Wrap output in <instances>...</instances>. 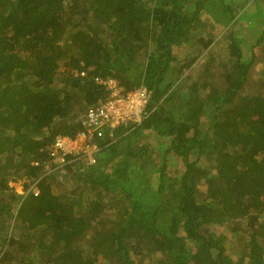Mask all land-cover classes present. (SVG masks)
Segmentation results:
<instances>
[{
    "label": "trees",
    "instance_id": "trees-1",
    "mask_svg": "<svg viewBox=\"0 0 264 264\" xmlns=\"http://www.w3.org/2000/svg\"><path fill=\"white\" fill-rule=\"evenodd\" d=\"M260 1L0 0V264H264ZM248 2L261 18L249 47L235 33ZM95 78L145 85V117L94 129V162L60 161L53 139L87 131L107 97ZM150 139L183 168L154 162Z\"/></svg>",
    "mask_w": 264,
    "mask_h": 264
},
{
    "label": "built area",
    "instance_id": "built-area-1",
    "mask_svg": "<svg viewBox=\"0 0 264 264\" xmlns=\"http://www.w3.org/2000/svg\"><path fill=\"white\" fill-rule=\"evenodd\" d=\"M95 80L105 86L107 97L88 109L86 113L87 126L89 124L91 126L87 127V131H80L74 138L57 135L53 139L51 154L58 153L60 161H64L65 154L82 152L80 163L94 162V150L89 141L94 129L99 128L103 123L110 127L129 122L137 123L145 117L146 106L150 98V91L145 85L141 84L123 92L115 80L100 78H95ZM100 133L99 131L98 134Z\"/></svg>",
    "mask_w": 264,
    "mask_h": 264
},
{
    "label": "rangeland",
    "instance_id": "rangeland-1",
    "mask_svg": "<svg viewBox=\"0 0 264 264\" xmlns=\"http://www.w3.org/2000/svg\"><path fill=\"white\" fill-rule=\"evenodd\" d=\"M236 1L238 2V3L237 2L236 3H237V5H239V7H241V6L243 7V5H242L243 0H236ZM247 5H249V6L244 7V10H246L245 11L246 15H243L242 18H244V20H246V18L252 14H254V17L248 18L247 23H244L242 25L243 27L240 24H238L235 27V33H237V35L239 34L241 36L242 41L243 42L246 41V46L249 47L254 42L255 38L258 35V30L260 27L259 23H260L261 18L255 14V5L253 4V2H251V3L248 2ZM260 10L263 11V14H264V0L260 1ZM221 28L222 27L216 28L215 32L213 33V35L215 36L214 43L211 44L207 48V50L209 52H211L216 57V59H218V57H219L218 54H220L223 51V47H222V45L224 44L223 40L225 39L224 37L227 34V32L231 30V26L228 24L224 27V29L221 30ZM214 36H212V37H214ZM244 48H243V50H244ZM255 52L257 54V57L261 56L260 55V46H258L256 48ZM202 54H203V52H202ZM202 54L199 56L198 59L195 60V62L185 72L189 71L190 68L192 69L193 65H194V67H197V66H195V63L199 64L201 62V61H199V59H201ZM183 60H185V59H183ZM204 60H205V58L203 59V61ZM251 69H252V71L253 70L255 71L256 65L255 66L253 65ZM196 71H197V69H195V70L192 69L191 74H195ZM206 121H207V117L204 116V119H202V121H201L203 126L207 124ZM148 142L151 144V146L156 147L155 149L157 150V155H153V158H154V162H156L158 165H160L163 161H165L166 162L165 169L168 172H170L171 174H174V172H179L183 168L181 161H180V158L177 157L174 153L168 152L166 154H163L164 153V147H161L160 144L158 145L159 142L157 140L150 139ZM156 177H157V174H153L152 178H156ZM152 181L155 182L156 180H152ZM9 185L12 186L16 192H22L23 187H24V178H18L15 181L10 182ZM246 224H247L246 219H239V220H235L232 224L214 223V224H210L208 227L212 233L219 235L221 233V231L231 234V232L233 230L238 229L239 226H240V228L242 226H246ZM233 242H236L235 239L231 240L230 242H229V239H226L225 246L227 248L226 249L227 254H228V252H231L230 251V248H231L230 244L233 245ZM236 245H235V247H236Z\"/></svg>",
    "mask_w": 264,
    "mask_h": 264
}]
</instances>
